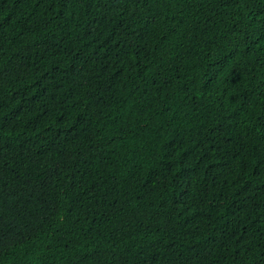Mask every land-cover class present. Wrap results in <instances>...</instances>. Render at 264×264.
<instances>
[{"label":"trees","instance_id":"trees-1","mask_svg":"<svg viewBox=\"0 0 264 264\" xmlns=\"http://www.w3.org/2000/svg\"><path fill=\"white\" fill-rule=\"evenodd\" d=\"M179 10L0 0V264H264V20Z\"/></svg>","mask_w":264,"mask_h":264},{"label":"clouds","instance_id":"clouds-1","mask_svg":"<svg viewBox=\"0 0 264 264\" xmlns=\"http://www.w3.org/2000/svg\"><path fill=\"white\" fill-rule=\"evenodd\" d=\"M167 2V4L169 5V7L173 10V11H176V12H179L180 13V10H179V0H165ZM216 1H219L221 2L222 4H229V5H232L236 10H237V13H243L246 8L249 9L253 15L255 16L256 19L258 20H261L263 19L264 20V8L262 11L260 10H256V9H252L249 8V6L251 5V1L249 0H216ZM242 3L246 8H239V4ZM225 32H228L226 29L224 30ZM231 91H237V92H241L239 89L235 88V87H231L230 88ZM258 93H261L262 95H264V85L261 87V89L259 90Z\"/></svg>","mask_w":264,"mask_h":264}]
</instances>
